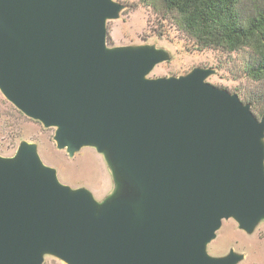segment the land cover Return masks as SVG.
<instances>
[{
  "label": "water",
  "instance_id": "obj_1",
  "mask_svg": "<svg viewBox=\"0 0 264 264\" xmlns=\"http://www.w3.org/2000/svg\"><path fill=\"white\" fill-rule=\"evenodd\" d=\"M116 0H0V90L55 127L71 157L93 147L114 181L97 199L61 182L35 142L0 155V264H239L208 245L224 220L264 221V117L207 79L149 77L170 54L107 44Z\"/></svg>",
  "mask_w": 264,
  "mask_h": 264
},
{
  "label": "rangeland",
  "instance_id": "obj_2",
  "mask_svg": "<svg viewBox=\"0 0 264 264\" xmlns=\"http://www.w3.org/2000/svg\"><path fill=\"white\" fill-rule=\"evenodd\" d=\"M116 1L125 7L118 19L108 21V46L150 44L167 50L170 59L158 64L149 77L179 76L195 67L212 68L215 73L208 77L209 82L237 93L243 102L251 104L256 116L264 117V80L248 74L254 57L251 48L198 49L195 39L180 27L178 14L167 10L162 0ZM55 131V127L47 128L25 115L0 90V155L14 156L23 140L35 142L42 160L58 170L61 182L73 188L88 187L97 199L106 197L114 181L103 155L96 148L84 147L71 157L56 146ZM231 249L245 255L239 264H264V221L248 233L236 220H224L208 252L222 256ZM44 264L66 263L47 255Z\"/></svg>",
  "mask_w": 264,
  "mask_h": 264
},
{
  "label": "trees",
  "instance_id": "obj_3",
  "mask_svg": "<svg viewBox=\"0 0 264 264\" xmlns=\"http://www.w3.org/2000/svg\"><path fill=\"white\" fill-rule=\"evenodd\" d=\"M198 49L253 50L248 74L264 80V0H162Z\"/></svg>",
  "mask_w": 264,
  "mask_h": 264
}]
</instances>
